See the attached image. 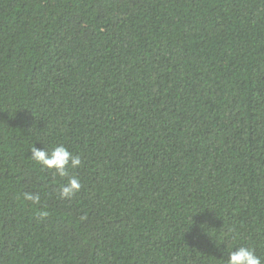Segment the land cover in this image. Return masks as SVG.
<instances>
[{
	"label": "trees",
	"instance_id": "16d2710c",
	"mask_svg": "<svg viewBox=\"0 0 264 264\" xmlns=\"http://www.w3.org/2000/svg\"><path fill=\"white\" fill-rule=\"evenodd\" d=\"M0 264H264V0H0Z\"/></svg>",
	"mask_w": 264,
	"mask_h": 264
}]
</instances>
